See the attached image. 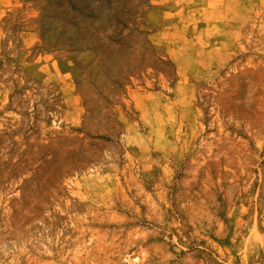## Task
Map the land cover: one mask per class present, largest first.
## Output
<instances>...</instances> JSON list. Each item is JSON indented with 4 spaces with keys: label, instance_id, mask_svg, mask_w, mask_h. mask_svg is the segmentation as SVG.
<instances>
[{
    "label": "rangeland",
    "instance_id": "rangeland-1",
    "mask_svg": "<svg viewBox=\"0 0 264 264\" xmlns=\"http://www.w3.org/2000/svg\"><path fill=\"white\" fill-rule=\"evenodd\" d=\"M0 264H264V0H0Z\"/></svg>",
    "mask_w": 264,
    "mask_h": 264
}]
</instances>
